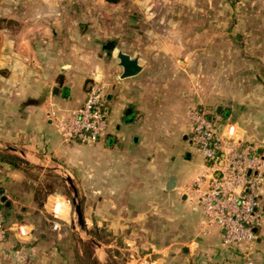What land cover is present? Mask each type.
I'll return each instance as SVG.
<instances>
[{"label":"crops","instance_id":"0c3cea01","mask_svg":"<svg viewBox=\"0 0 264 264\" xmlns=\"http://www.w3.org/2000/svg\"><path fill=\"white\" fill-rule=\"evenodd\" d=\"M75 1L0 0V198L4 195L9 202L4 212L0 211V224L11 226L20 222L31 229L29 240L24 243L8 233L0 245V264H109L113 260L118 264H245L248 253L264 264V227L258 230L253 244L225 248L219 227L213 225L202 233L203 213L183 199L177 206L182 204L185 210V223L193 211L199 224L197 221L196 234L188 237L181 253L174 243L166 249L150 244L148 251L139 253L131 247L134 239L141 236L138 228L143 222L139 217H144L134 209L150 204L146 191L166 190L169 180L164 178L170 175L175 179L172 181L175 189L190 182L196 166L194 153H200L194 147L185 155L183 150L177 152L180 161L175 164L171 158V136L156 141L155 136L152 140L147 136L151 140L152 155L143 151L145 143L140 133L144 128L135 124L136 109L127 104L130 93L135 90L131 85L134 81L131 77L120 78L122 68L116 53L122 51L136 57L143 69L147 56H136L126 48H134V43L141 42L143 37L136 33L135 17L150 11L149 6L153 7L158 0H101L104 9L96 4L85 10ZM159 1L176 3L177 0ZM111 44L112 50L107 48ZM145 44L154 47L152 43ZM93 80H101L107 90V126L102 136L113 132L122 147L106 153L103 171L89 168L83 175L82 159L75 154L67 155L75 147L57 133L55 119L80 106ZM186 138L191 143L188 134L182 136L183 141ZM48 147L59 159L69 161L79 185L88 192L82 206L86 229L103 227L113 238V241L95 244L86 259L80 244L85 240L94 244L97 237L89 234L85 239L73 228L74 211L64 196L46 193L41 197L33 181L28 179L27 170L20 166L23 162L15 166L4 158L11 156L43 165L44 161L48 162L44 153ZM167 150L170 166L165 165ZM87 158L88 163H94L95 158ZM199 168L204 169L202 156L196 169ZM99 175L104 181V198L100 200L102 191L91 185ZM82 177L84 180H80ZM119 208L124 213L116 217ZM43 212H48L47 216ZM118 237L129 246L126 253L114 254L108 250ZM169 248L173 256L168 257Z\"/></svg>","mask_w":264,"mask_h":264},{"label":"rangeland","instance_id":"374dc122","mask_svg":"<svg viewBox=\"0 0 264 264\" xmlns=\"http://www.w3.org/2000/svg\"><path fill=\"white\" fill-rule=\"evenodd\" d=\"M77 1L75 2L81 10L92 8L96 4L100 6L99 9H104L101 0ZM149 8L150 11L140 13L134 21L136 33L143 35L140 37L141 42L134 43V48H126L131 54L147 56L148 59L142 63L143 69L129 78L134 81L131 85L135 90L130 93V103H127L128 107L136 109L135 124L144 128L140 133L145 143L143 151L152 155L149 144L153 136L155 141L160 137L171 136V158L175 164L179 162L177 152L183 150L184 154L193 147L187 142V138L184 141L182 139L189 131L186 113L192 105H201L222 119L238 122L244 129V139L264 147V0H177L176 3L158 0ZM144 43H152L154 47H147L146 44L143 46ZM218 106L219 112L216 113ZM109 139L111 143L108 142ZM119 141L113 132L101 136L94 143L71 141L75 149H69L67 155L72 157L75 154L82 159L80 169L83 175L84 170L89 168L103 171L106 153H111L112 148L119 150L122 147ZM44 153L47 154L48 162L44 161L43 165L22 159L20 166L27 170L28 179L33 181L41 197L46 193L62 194L72 207V212L73 185L77 191L78 203L83 208L88 192L86 194L79 185V179L74 175L69 161L59 159L51 147L45 149ZM194 154L195 161L199 163L201 155ZM168 155L170 156V152L167 150L166 164L163 163L170 166ZM88 156L95 158L94 163L87 162ZM195 161L192 179L203 171V168L196 169L198 163ZM100 178V175L95 177V183L91 184L102 191L98 200L104 198V181ZM164 179L175 181L171 175ZM188 183L177 189L161 190L158 193L146 191L145 197L150 204H146L147 207L143 209H134L136 213L144 214V217H139L143 222L138 228L141 236L134 239L131 246L135 251H148L150 244L166 249L170 243L177 245L180 253L183 251L188 237L196 234L198 221L197 214L192 211L189 212L186 224L185 210L182 204L177 206V203H182L179 200L184 195L183 200H187L190 207H195V203L183 192L182 186ZM259 191L263 203L264 181ZM127 195L128 193H124V196ZM158 204L160 206L153 207ZM42 210L45 211L43 208ZM47 213L43 212L46 216ZM123 213L119 208L116 217ZM72 215L76 222V213L73 212ZM95 230L102 238L96 236L94 244L87 240L80 244L83 251L85 249V259L91 255L95 244L113 241L104 232L105 228L90 229L92 232ZM82 236L86 239L84 233ZM112 244L114 245L108 250H112L114 254L117 251L126 253L125 249L129 248L119 237ZM166 251L168 257L173 256L168 252L170 248ZM109 264L118 263L113 260Z\"/></svg>","mask_w":264,"mask_h":264},{"label":"built area","instance_id":"2783aa9c","mask_svg":"<svg viewBox=\"0 0 264 264\" xmlns=\"http://www.w3.org/2000/svg\"><path fill=\"white\" fill-rule=\"evenodd\" d=\"M105 98L102 81L90 82L80 106L55 119L60 137L80 143L98 141L107 126ZM187 118L188 138L201 154L204 169L182 187L204 215L201 232L217 225L225 248L253 244L257 237L254 229L264 227L259 191L264 181V147L244 139V129L238 123L218 118L201 105L190 106ZM9 232L24 243L29 240L31 229L20 222L0 224V245ZM244 263L259 264V260L248 253Z\"/></svg>","mask_w":264,"mask_h":264},{"label":"water","instance_id":"95a60500","mask_svg":"<svg viewBox=\"0 0 264 264\" xmlns=\"http://www.w3.org/2000/svg\"><path fill=\"white\" fill-rule=\"evenodd\" d=\"M113 45L111 44L109 47L107 46L108 49L112 50ZM116 57L118 59V64L122 68V72L120 74V78H127V77H132L136 75L140 70H141V65L138 63V59L136 57H131L129 54L124 53L122 51H117ZM220 106L216 108V113L219 112ZM260 151V149L258 150ZM72 190H73V197H72V203L74 204V212L76 213V222L73 225V228L79 232V233H84L86 236H89L88 230L85 227L84 223V217H83V212L80 204L78 203V195L76 188L71 185ZM175 184L173 182H167L166 188L171 189L174 188ZM182 198L184 199L185 196L183 195ZM9 206V202L6 201V197L3 195L0 198V211L4 212L5 208ZM264 212V207L262 209ZM258 230L255 228L254 232L256 233ZM144 255V253H141Z\"/></svg>","mask_w":264,"mask_h":264},{"label":"trees","instance_id":"16d2710c","mask_svg":"<svg viewBox=\"0 0 264 264\" xmlns=\"http://www.w3.org/2000/svg\"><path fill=\"white\" fill-rule=\"evenodd\" d=\"M107 1H110V2H116L117 0H107ZM4 158H6V160H8V162L14 164L15 166H17L19 163L22 162V159H19V158H16V157L6 156V157H4ZM88 232H89V234L92 235V236L94 235L95 237H96V236H99L100 238H102V236L99 235V233H98L97 230H95L94 232H92V231H88Z\"/></svg>","mask_w":264,"mask_h":264}]
</instances>
